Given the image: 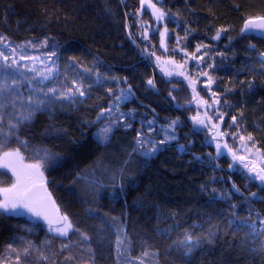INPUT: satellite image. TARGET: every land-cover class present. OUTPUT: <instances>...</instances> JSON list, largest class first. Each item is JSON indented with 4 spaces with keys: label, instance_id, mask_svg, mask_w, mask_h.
<instances>
[{
    "label": "trees",
    "instance_id": "16d2710c",
    "mask_svg": "<svg viewBox=\"0 0 264 264\" xmlns=\"http://www.w3.org/2000/svg\"><path fill=\"white\" fill-rule=\"evenodd\" d=\"M236 4L240 6L239 11L234 10ZM138 7L139 0H0V35L8 37L13 44L33 39L39 41L45 36L55 37L64 47L72 44V51L67 54L62 51L57 60V83L65 77L68 81L79 77L85 87L90 85L86 98L78 99L74 106L57 105L51 119L47 113H37L32 122L21 129V134L26 135L33 146L47 147L62 154L61 164L46 172L49 188L62 210L67 211L74 223L92 237L96 264H116L117 230L121 238L126 233L132 241L133 257L140 255L142 245L148 246L159 251V264H183L180 258L182 249L175 245L183 239L185 232H191L200 240L193 251L192 264H264V237L252 234L250 228L237 226L248 212L241 206L237 210L238 218L232 216L229 204L239 203V200L234 197L227 203L219 200L210 202L208 195L200 191L199 185L212 175V171L207 164L201 166L195 161L193 154L203 155L208 151L214 154V149L201 146L202 134L191 137L194 146L185 153H181L177 143L173 142L149 159L133 155L130 160L127 153L131 151L134 131H117L107 145L98 144L93 136L100 125L88 127L84 135H80V130L84 129L82 121L94 120L100 107H107L110 99L108 89L117 92L118 88H127L129 84L135 98L123 104L121 111L136 109L137 121L139 114L147 112L151 115L150 108L156 109L161 123L165 116H180L184 121L186 116L194 114L175 107L176 102L168 98L172 84L162 83L166 78L129 39L128 33L131 32L141 47L146 43L140 39L137 18L133 15ZM164 7L178 13L180 23L194 29L193 35L205 43L210 42L206 34L210 36L215 26H232L229 35L235 37L232 43L235 54L229 49L230 71L215 75L220 77L218 84L221 89L225 86L233 88V94L227 97L229 103H243L248 130L260 140L264 137V124L261 123L264 110L256 101L264 96V92L258 90L255 97H248L246 84L242 86L240 82L252 79L259 86L264 81V66L259 62V52L264 51V39L255 36L242 39L238 33L242 16L264 14V0H166ZM149 16L150 13L142 18L148 20ZM126 23L128 28H125ZM168 27L170 32L175 29L183 37V27L176 28L173 23ZM189 39L191 46L188 50L191 52L198 39ZM249 41L256 45L255 51H248ZM167 42L169 48L175 46V32ZM226 42L227 37H224L211 43L223 49ZM152 44L157 46V54L162 55L158 33ZM28 51L42 55L39 50ZM68 55L77 56L82 67L75 71L68 67ZM175 59L180 60L181 56L177 55ZM94 64L101 73L99 84L93 83L96 80ZM85 68H93V71L85 72ZM113 77L120 81L126 77L127 84H118ZM149 77L155 79L158 93L148 89L146 81ZM176 87L178 91L173 95L183 104L190 95L189 90L185 84H177ZM231 111L235 113L236 109ZM226 119H230V115ZM184 122L186 126L178 130L179 144L187 145L184 134L190 131L191 125ZM256 124L260 125L259 130L254 129ZM134 128H139L138 122ZM63 129H67L69 135L65 136ZM70 139L75 143H69ZM229 143H232L231 139ZM221 164L227 168L223 160ZM86 169L91 170L84 171ZM121 169L125 188L118 199H113L110 179L115 173L119 183ZM77 172H81L84 179H77ZM219 175L222 173L218 172ZM223 175L227 176V173ZM93 177L105 186L99 198L93 196L89 185ZM233 179L242 187L244 182L238 176H233ZM215 186L228 187L222 184ZM250 190L257 191V188L253 186ZM115 191L120 190L117 187ZM253 207L264 214V204L254 202ZM90 208L96 210L94 214L89 212ZM113 217L118 218L119 223L114 222ZM28 227H31L28 218L0 215V254H4L8 242L17 240L19 243L17 238L24 236L49 256L48 261H39L33 252L28 264H53V261L61 264L68 253L51 254L59 251L61 240L52 239L41 224L31 233L26 231ZM47 239H51V244L45 249ZM76 239L72 236V240ZM71 251L79 258L78 249Z\"/></svg>",
    "mask_w": 264,
    "mask_h": 264
},
{
    "label": "snow or ice",
    "instance_id": "6c2138e0",
    "mask_svg": "<svg viewBox=\"0 0 264 264\" xmlns=\"http://www.w3.org/2000/svg\"><path fill=\"white\" fill-rule=\"evenodd\" d=\"M123 2V0H121ZM166 0H139V7L133 15L137 18L136 25L139 30L140 39L145 41L143 47L136 43L131 32L129 39L140 49L143 57L147 58L156 68L160 70L163 77L162 83L172 84L168 90V98L175 101V107L183 112L194 114L184 118L190 125V131L184 134L187 145L179 144V129L185 127V122L180 116L163 118L160 122L159 114L155 108H150V113L139 114L137 121L136 109L121 111V106L135 98L132 86L118 88L117 92L108 89L109 102L107 107H100L99 112L92 121L84 120V129L100 125L93 136L98 144L107 145L117 131L125 133L134 131L131 151L127 153L129 160L133 155L149 159L159 153L163 148L171 146L173 142L178 145L181 153L188 151L194 146L193 136H203L200 141L202 147L212 148L203 155L193 154V159L201 166L207 164L212 175L199 185L200 191L206 193L210 202H230L237 198L239 203H230L232 216L238 218V209L241 206L248 212V216L239 220L238 227H247L252 234L264 237V214L255 210V203L264 204V137L257 140L252 131L248 130L247 117L243 109V103L230 104L227 97L233 94V88L219 87L220 77L217 72H229V49L235 39L229 33L233 30L231 25L215 26L210 36V42L205 43L193 35L194 29L187 24H181L178 13H172L164 7ZM240 6L234 5V10L239 11ZM149 19L144 20L143 15L149 14ZM127 16L128 14L125 13ZM242 24L239 28V36L247 38L256 36L264 39V14L242 16ZM173 23L176 28L183 27L184 35L180 36L175 29L169 31L168 24ZM125 28H128L127 23ZM175 32V46L169 48L168 42ZM159 34V48L163 54H157V46L152 44V39ZM192 39H198L193 51H189ZM227 37L223 49L218 48L211 42H219ZM50 41H52L50 46ZM73 45L64 47L55 37L45 36L42 40H27L19 44H13L8 37L0 35V215L13 217H27L31 221V227L26 231L31 233L34 228L40 226V222L46 226L47 233L52 239H60L61 244L58 252H52L53 256L62 255L67 252L61 264H96L95 250L92 248V237L87 231L82 230L72 220L69 213L62 210L61 206L53 198L49 188V180L46 172L59 166L62 162V154L53 152L47 147H37L30 143L26 135L21 134V129L27 127L35 118L37 113H47L49 119L54 115L57 105L63 107L65 104L75 105L78 99L86 98L90 89L85 87L83 79L79 77L68 81H58L59 66L57 60L60 55L72 51ZM29 49L39 50L42 55H32ZM256 45L249 41L248 51H255ZM233 55L235 50L232 49ZM177 55L180 60L175 59ZM67 66L74 71L82 67L79 58L75 55L67 56ZM191 62V65H190ZM259 62L264 66V51L259 52ZM42 66V67H38ZM96 80L101 82V73L94 64ZM85 72H92L93 68H85ZM127 84V78L123 81ZM175 80V83L173 81ZM242 86L246 84V95L255 97L257 92H264V81L261 85H255L252 79L247 82L241 81ZM149 90L157 93V83L154 78L149 77L146 81ZM185 84L189 90V97L183 104L177 101L173 92L178 91L176 85ZM51 85V86H49ZM202 85V86H201ZM214 85L216 86L214 88ZM243 94V87L241 89ZM203 93V95H202ZM261 110H264V96L256 101ZM235 108L236 112L231 110ZM227 109V111L225 110ZM230 115V119H226ZM104 121L103 124H100ZM139 123V128L134 124ZM264 124V120L261 121ZM259 130L260 125H253ZM64 135H69L67 129H63ZM231 139L232 143H229ZM69 143H75L69 140ZM227 164L222 167L221 161ZM128 161H125L127 164ZM86 169L84 171H89ZM222 175L217 176V173ZM227 173V176L223 175ZM233 176H238L243 185L238 186ZM77 179H84L81 172L76 173ZM120 182L113 173L110 184L113 187L111 193L113 199H118L123 193V169L119 172ZM222 184L226 188H218L215 185ZM93 196L99 198L100 191L105 187L101 181L94 177L89 181ZM255 186L257 191L250 189ZM119 188V192L115 191ZM247 193V194H245ZM90 208V213H95ZM255 211V217L253 212ZM175 216V214H173ZM119 223L118 218H112ZM76 236V240H72ZM17 240L5 245L4 254H0V264H28L29 258L35 252L39 261H48L49 256L31 240L20 236ZM51 244V239L44 242L45 249ZM200 244L198 238H194L191 232H185L183 239L175 246L182 249L181 260L183 264H192L191 257L194 249ZM78 249L77 254L72 249ZM132 241L124 233L121 238L117 230L116 240V264H159L160 253L148 246L142 245L139 256L133 257ZM53 264L57 262L53 261Z\"/></svg>",
    "mask_w": 264,
    "mask_h": 264
},
{
    "label": "rangeland",
    "instance_id": "374dc122",
    "mask_svg": "<svg viewBox=\"0 0 264 264\" xmlns=\"http://www.w3.org/2000/svg\"><path fill=\"white\" fill-rule=\"evenodd\" d=\"M30 54H32V55H35L33 52H31ZM38 67H42V66H39L38 65ZM158 69V68H157ZM160 71V70H159ZM161 73V72H160ZM162 74V73H161ZM163 75V74H162ZM24 218H27V217H24Z\"/></svg>",
    "mask_w": 264,
    "mask_h": 264
},
{
    "label": "water",
    "instance_id": "95a60500",
    "mask_svg": "<svg viewBox=\"0 0 264 264\" xmlns=\"http://www.w3.org/2000/svg\"><path fill=\"white\" fill-rule=\"evenodd\" d=\"M255 37H256V36H255ZM257 38H259V37H257ZM260 39H261V38H260ZM40 224H41L42 226H44V225H43V222H40ZM45 227H46V226H45Z\"/></svg>",
    "mask_w": 264,
    "mask_h": 264
}]
</instances>
